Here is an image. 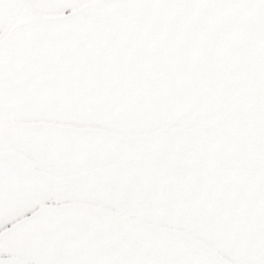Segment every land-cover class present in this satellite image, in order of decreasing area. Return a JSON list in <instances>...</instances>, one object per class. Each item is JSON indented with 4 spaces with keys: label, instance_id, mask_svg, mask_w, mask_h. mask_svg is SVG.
Returning a JSON list of instances; mask_svg holds the SVG:
<instances>
[{
    "label": "snow or ice",
    "instance_id": "6c2138e0",
    "mask_svg": "<svg viewBox=\"0 0 264 264\" xmlns=\"http://www.w3.org/2000/svg\"><path fill=\"white\" fill-rule=\"evenodd\" d=\"M0 264H264V0H0Z\"/></svg>",
    "mask_w": 264,
    "mask_h": 264
}]
</instances>
